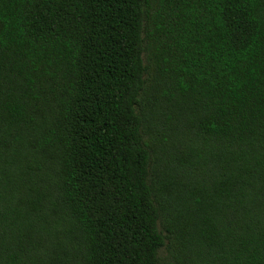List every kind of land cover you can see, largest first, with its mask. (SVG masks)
Returning a JSON list of instances; mask_svg holds the SVG:
<instances>
[{
  "label": "trees",
  "instance_id": "trees-1",
  "mask_svg": "<svg viewBox=\"0 0 264 264\" xmlns=\"http://www.w3.org/2000/svg\"><path fill=\"white\" fill-rule=\"evenodd\" d=\"M0 264H264V0H0Z\"/></svg>",
  "mask_w": 264,
  "mask_h": 264
}]
</instances>
